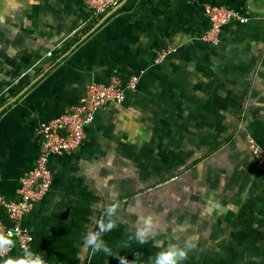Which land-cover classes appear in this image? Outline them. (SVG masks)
Listing matches in <instances>:
<instances>
[{
	"label": "crops",
	"instance_id": "0c3cea01",
	"mask_svg": "<svg viewBox=\"0 0 264 264\" xmlns=\"http://www.w3.org/2000/svg\"><path fill=\"white\" fill-rule=\"evenodd\" d=\"M207 4L246 21L206 41ZM113 76H136V89L97 109L80 146L49 156L52 183L22 218L30 252L48 263L154 264L191 237L182 264H264V170L249 146L264 149V0H122L101 15L84 0H0L4 198H17L35 163L38 125ZM0 220L9 224L2 209ZM89 233L110 251L94 252ZM18 259L12 249L0 264Z\"/></svg>",
	"mask_w": 264,
	"mask_h": 264
},
{
	"label": "built area",
	"instance_id": "2783aa9c",
	"mask_svg": "<svg viewBox=\"0 0 264 264\" xmlns=\"http://www.w3.org/2000/svg\"><path fill=\"white\" fill-rule=\"evenodd\" d=\"M92 15H101L117 6L122 0H84ZM204 13L209 20V28L203 35L206 41L217 42L221 27L230 21H246V17L224 6L207 4ZM50 52H48L49 54ZM164 53L159 55V59ZM137 77L130 76L126 80L113 76L107 83L91 82L78 104L65 109L60 115L40 123L36 132L40 136L39 150L34 165L19 179L18 196L15 199L4 198L0 194V209L9 220L5 224L0 220V238L12 243L0 245V256L8 254L12 249L26 259L31 253L30 233L22 226L23 215L37 200L41 199L52 183V175L48 167V158L53 154H61L76 149L84 139V127L92 121L97 109L106 103H121L127 91L136 89ZM249 146L256 158V165L264 170V149L249 139ZM42 264H65L58 261Z\"/></svg>",
	"mask_w": 264,
	"mask_h": 264
},
{
	"label": "clouds",
	"instance_id": "9594fccd",
	"mask_svg": "<svg viewBox=\"0 0 264 264\" xmlns=\"http://www.w3.org/2000/svg\"><path fill=\"white\" fill-rule=\"evenodd\" d=\"M115 212L114 207H110L107 209L106 215L111 217ZM113 223H108L104 230L111 229L113 227ZM153 221L151 217H145L142 220V226L138 225L136 227L135 238L140 242H143L144 238L148 236L152 232ZM98 233L93 234L89 233V235L85 239L86 245H93V251L102 250L105 253H108L110 249L105 246L103 241L97 239ZM10 240H5L0 238V245L3 244H11ZM196 244L194 239L189 237L184 241L183 246L181 247L178 244L171 243L167 246V248L156 254L154 259V264H182V262L187 258V250L195 248ZM120 264H127L126 260L123 257H119ZM15 264H42L41 258L36 256L35 259L32 258V254L28 253L27 258L18 259L15 261Z\"/></svg>",
	"mask_w": 264,
	"mask_h": 264
}]
</instances>
